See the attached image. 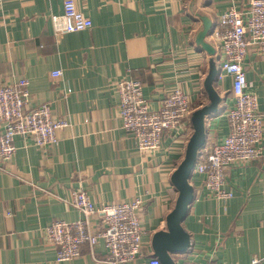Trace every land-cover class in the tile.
Instances as JSON below:
<instances>
[{
  "label": "crops",
  "instance_id": "obj_1",
  "mask_svg": "<svg viewBox=\"0 0 264 264\" xmlns=\"http://www.w3.org/2000/svg\"><path fill=\"white\" fill-rule=\"evenodd\" d=\"M74 2L92 26L58 37L51 18L63 13V0H0V86L26 79L29 107L49 103L67 124L56 147L14 138L16 151L0 171V264H97L105 258L99 241L83 245L70 261H55L44 229L81 218L68 203L73 189L85 190L96 206L141 200V253L126 264H146L154 254L152 238L166 231L175 206L172 175L193 133L192 114L210 105L205 82L211 70L218 102L203 119L197 161L228 134L231 79H217L221 61L213 31L226 9L242 12L249 0ZM242 66L263 116L260 156L225 171L228 199L208 196L202 175L192 172L193 199L181 223L188 245L172 255L175 264H249L264 253V56L256 44L248 46ZM54 71L61 74L52 77ZM125 78L141 82L153 111L176 88L191 102L186 129L165 131L153 155L139 152L122 128L114 82ZM94 220L100 224L99 216Z\"/></svg>",
  "mask_w": 264,
  "mask_h": 264
},
{
  "label": "built area",
  "instance_id": "obj_2",
  "mask_svg": "<svg viewBox=\"0 0 264 264\" xmlns=\"http://www.w3.org/2000/svg\"><path fill=\"white\" fill-rule=\"evenodd\" d=\"M62 5L63 13L51 18L55 35L59 37L92 26L91 20L76 8L74 0H63ZM213 36L218 42L221 61L217 79H231L233 106L227 111V136L211 147L204 160H196L192 172L202 175L208 196L228 199L232 192L224 189L225 171L260 156L258 144L263 136V116L258 112L257 96L248 91L242 63L251 44H256L264 56V0H249L242 12L233 7L226 9L218 18ZM60 74V71H54L51 76ZM114 87L119 97L122 128L132 135L139 152L153 155L158 151L165 131L186 129L192 106L189 97L180 89L170 91L153 111L142 95L139 80L119 79L114 82ZM29 102L26 79L0 86V171L5 170L3 163L8 162L16 151L15 137H29L39 148L56 147L57 133L67 125L64 119L53 115L49 103L30 108ZM68 203L81 218L72 222L56 220L44 229L45 239L55 247L56 262L70 261L79 255L83 245L93 247L99 241L107 254L97 264H126L140 256L139 198L96 206L85 190L73 189ZM97 216L101 219L98 225L94 220ZM261 225L264 228V216ZM260 261H264V253L254 257L249 264ZM146 264L161 263L151 257ZM204 264L225 263L208 261Z\"/></svg>",
  "mask_w": 264,
  "mask_h": 264
},
{
  "label": "water",
  "instance_id": "obj_3",
  "mask_svg": "<svg viewBox=\"0 0 264 264\" xmlns=\"http://www.w3.org/2000/svg\"><path fill=\"white\" fill-rule=\"evenodd\" d=\"M204 48L208 51L207 47ZM213 78L214 70H211L205 82L210 105L193 112L191 117L193 133L186 145L184 158L172 175V183L178 191V196L174 209L166 218V231H160L152 238L153 257L161 264H175L172 255L181 254L188 245V235L183 231L181 223L193 199V189L189 179L196 164L198 150L204 143L203 119L210 114L218 102L212 90Z\"/></svg>",
  "mask_w": 264,
  "mask_h": 264
}]
</instances>
